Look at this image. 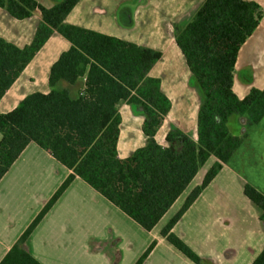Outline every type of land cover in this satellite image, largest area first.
Masks as SVG:
<instances>
[{
  "label": "trees",
  "instance_id": "16d2710c",
  "mask_svg": "<svg viewBox=\"0 0 264 264\" xmlns=\"http://www.w3.org/2000/svg\"><path fill=\"white\" fill-rule=\"evenodd\" d=\"M80 1L63 0L47 9L35 0H0V8L17 20L29 19L36 11L43 17L29 46L19 48L0 38V101L55 32L71 44L51 68L49 94H32L12 112L0 114V181L32 143L72 171L1 264H40L22 245L76 178L152 231L215 157L218 161L202 185L162 231L172 246L201 264L172 231L241 147L244 138L230 132L229 119L247 117L250 125H256L264 118V90L252 89L243 100L233 91L239 51L260 25L264 10L252 0H206L192 21L177 31V46L204 101L198 115V140L175 130L163 147L155 137L172 105L161 80L151 76L161 53L67 24ZM84 78L85 89L77 97L58 88L63 81L75 85ZM123 104L136 105L147 116L143 131L148 144L127 159L118 153ZM244 194L260 207L264 219V195L251 185L245 186ZM155 246L156 242L137 264H143ZM253 264H264V250Z\"/></svg>",
  "mask_w": 264,
  "mask_h": 264
},
{
  "label": "crops",
  "instance_id": "0c3cea01",
  "mask_svg": "<svg viewBox=\"0 0 264 264\" xmlns=\"http://www.w3.org/2000/svg\"><path fill=\"white\" fill-rule=\"evenodd\" d=\"M35 1L51 9L63 0ZM205 1L81 0L66 19L67 24L162 54L151 76L161 80L162 91L172 105L155 137L163 147L168 146L166 139L173 129L198 140V115L204 95L177 46L176 33L192 21ZM252 1L264 10V0ZM42 21L40 11L29 19L17 20L0 8V38L19 48L29 46ZM70 48V42L55 32L0 101V114L12 112L32 94H49L51 68ZM85 83L86 78L75 85L63 81L58 88L77 97ZM77 85L74 94L71 89ZM252 89L264 90V17L241 47L236 62L234 93L243 100ZM132 112L143 113L136 105L120 107L121 159L148 144L143 131L146 117H128ZM132 119L138 126L125 132ZM228 127L234 136L244 138L240 150L252 155L243 162L253 171V177L232 166L237 150L172 231L201 259V264H253L264 250L263 211L244 194L245 186L251 185L264 195V118L250 125L247 117L233 116ZM217 161L215 157L209 159L152 231H146L84 180L76 178L22 248L40 264H137L156 242L143 264H195L172 246L162 231ZM71 173L34 143L10 168L0 181V264Z\"/></svg>",
  "mask_w": 264,
  "mask_h": 264
},
{
  "label": "rangeland",
  "instance_id": "374dc122",
  "mask_svg": "<svg viewBox=\"0 0 264 264\" xmlns=\"http://www.w3.org/2000/svg\"><path fill=\"white\" fill-rule=\"evenodd\" d=\"M161 44H163V40H162V42H160ZM161 59H162V54H161ZM160 59V60H161ZM159 60V61H160ZM158 61V62H159ZM156 66V65H155ZM154 66V67H155ZM77 89H78V85L76 86V87H74V88H72L71 90L74 92V94H76V91H77ZM142 112H143V110H142ZM144 113V112H143ZM140 114V113H138V114H135L134 112H132V114L131 115H129L128 114V117H146L147 118V116L145 115V113L144 114ZM141 115H143V116H141ZM136 121L137 120H135V119H132V120H130L127 124H126V127H125V132L126 131H129V129L130 128H132V127H134V128H136L137 126H138V124L136 123ZM175 130H178V129H173L172 131H175ZM189 137V136H188ZM190 138V137H189ZM191 139V138H190ZM192 140V139H191ZM241 148V147H240ZM240 148L238 149V153L235 155L236 156V158H235V160H234V162H232V166L236 169V170H238L239 172H243L246 176H250V177H253V175H252V172L253 171H250L249 170V166L248 165H246L244 162H243V159L244 158H246V160L248 161V160H250V158H251V154H248L247 155V153L246 154H242V152L241 151H244V150H240ZM225 165H227V164H225ZM224 165V166H225ZM223 166V167H224ZM223 169V168H222ZM221 172V171H220ZM219 172V173H220Z\"/></svg>",
  "mask_w": 264,
  "mask_h": 264
}]
</instances>
